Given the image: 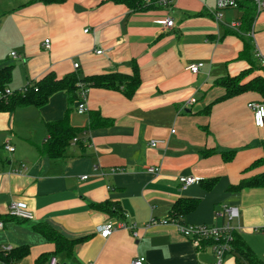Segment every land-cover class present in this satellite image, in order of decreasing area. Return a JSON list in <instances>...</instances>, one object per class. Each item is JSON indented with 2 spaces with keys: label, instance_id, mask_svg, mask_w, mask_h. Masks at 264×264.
Wrapping results in <instances>:
<instances>
[{
  "label": "crops",
  "instance_id": "obj_1",
  "mask_svg": "<svg viewBox=\"0 0 264 264\" xmlns=\"http://www.w3.org/2000/svg\"><path fill=\"white\" fill-rule=\"evenodd\" d=\"M30 1L0 0V69L13 66L9 89L77 70L83 76L132 75L137 68L142 82L132 98L122 90L90 89L87 114H79L78 99L71 104L64 92L40 109L0 113V136L7 137L0 144V250L28 247L27 255L15 260L18 264H50L54 257L60 264H131L138 258L144 264H214L213 241L196 246L173 225L160 224L180 199L199 200L180 217L186 224L221 227L224 219L217 214L235 206L240 210L235 228L245 240L257 234L243 225L264 224V189H228L264 172V167L246 171L264 156V128L255 126L248 107L263 99L248 92L214 104L226 92L217 81L250 68L241 58L247 37L243 8L225 11L217 23L216 0H174L169 7L139 12L110 0ZM255 1L242 0L256 7ZM256 11L251 31L255 51L264 59V10ZM166 19L174 20L172 28L162 24ZM233 23L237 29L230 28ZM12 53L20 58L12 59ZM255 59L264 67V60ZM192 63H203L199 73L186 71ZM261 74L256 71L247 80ZM212 104L206 115L203 111ZM68 110L71 125L85 131L66 147L62 159L42 157L47 123L63 119ZM92 113L112 125L88 130ZM153 140L166 143L153 148ZM6 141L14 153L5 151ZM228 151L237 152L229 163L222 157ZM150 167L160 172L152 174ZM182 176L217 182L212 189L200 182L183 190ZM12 201L26 202L35 219H10ZM106 202L118 204L123 218L91 207ZM152 220L158 223L148 227ZM122 222L134 226L137 236L128 229L108 238L99 234L100 227ZM39 223L79 241L71 258L57 256L54 244L31 229ZM226 260L237 264L234 255Z\"/></svg>",
  "mask_w": 264,
  "mask_h": 264
},
{
  "label": "trees",
  "instance_id": "obj_2",
  "mask_svg": "<svg viewBox=\"0 0 264 264\" xmlns=\"http://www.w3.org/2000/svg\"><path fill=\"white\" fill-rule=\"evenodd\" d=\"M65 0H31L30 3L42 4H60ZM116 4L125 5L134 12L145 11L156 6L146 5L144 0H110ZM240 9L244 10V20L242 32L247 34L244 38L245 50L241 58L248 61L250 68L242 72L237 77H225L217 81L218 85L225 89V95L214 104L221 103L233 99L242 94L253 92L261 96L264 102V67L256 63V51L254 39L250 37L253 23L257 17L255 6L247 5L240 2ZM254 54V55H253ZM255 59V61H254ZM261 71L262 74L247 80L254 72ZM13 73V66H7L0 69V93H4L9 88ZM140 72L135 68L132 75H124L119 73L90 75L83 76L77 70L75 73L67 75L63 78L57 77L54 73L46 75L41 81L33 84L28 83L21 90L13 91L10 96L0 98V113H13L17 109L26 107L43 108L49 104L51 98L57 93L64 92L68 95L69 103L73 104L77 99L80 101V94L82 90H90L93 88L122 90L128 98H132L141 85ZM209 105L203 112L206 115L211 113L213 105ZM70 111L66 112L63 119L47 123L48 139L45 144L39 147V152L42 157L58 160L62 159L65 154L66 147L73 139L84 132V129L74 128L70 123ZM112 121L102 117L99 113H92L90 115V124L88 130L97 128L109 127ZM210 153L206 152V155ZM237 152L228 151L223 152L222 157L225 162H232L235 159ZM264 167V156L254 161L250 167L246 169L255 170ZM208 182V183H207ZM217 182V179L210 181H201L202 184L208 185V189ZM245 189H264V172L252 176L250 178L242 179L237 185H231L228 189L230 192H242ZM198 199H180L172 211L171 217L175 219L182 217L197 207ZM91 207L97 210L113 213L114 215L123 214L120 206L116 203L91 204ZM10 219L25 222L8 216ZM4 222V221H3ZM31 229L41 234L48 242L54 244L55 254L57 256L64 255L65 258H71L73 249L78 240H69L60 232L53 229L47 223H39L31 226ZM231 252L230 255L236 257L237 264H264L255 255L254 251L248 245L242 234L237 231L232 232ZM28 247L20 249H12L9 255H0V259L5 262L15 261L17 258L27 255ZM42 261V259L40 260Z\"/></svg>",
  "mask_w": 264,
  "mask_h": 264
},
{
  "label": "built area",
  "instance_id": "obj_3",
  "mask_svg": "<svg viewBox=\"0 0 264 264\" xmlns=\"http://www.w3.org/2000/svg\"><path fill=\"white\" fill-rule=\"evenodd\" d=\"M242 0H216V6L217 11L215 14V19L217 23H221L223 18V13L227 10H236L240 7V2ZM174 0H144V3L146 5H152L156 7H169L172 5ZM256 7L258 11L264 10V0H256ZM162 24L167 28H172L174 26V20L173 19H166L162 22ZM230 28L237 29L238 24L233 23L230 25ZM86 33L89 32V30L85 31ZM250 37H254L253 32L249 35ZM45 48L50 49V40L45 41ZM98 54H102V51H98ZM11 57L14 59L20 58V56L17 53H12ZM256 57L260 58L262 60L263 57L260 53L256 51ZM75 69H78L80 67L79 64L74 65ZM203 67V63H192L189 64L186 67V71H189L193 74L199 73L201 68ZM89 90H82L80 94V101L77 107V112L79 114H87L89 112L87 107V98H88ZM13 94V90L6 89V91L2 94L0 93V98H3L5 96H10ZM195 101L191 100L188 104H193ZM249 109L253 112V120L254 124L258 128H264V102H256L252 101L248 104ZM172 133H175V130L172 131ZM78 139L75 138L74 142H77ZM166 141L164 140H153L150 144L151 147L156 148L160 145L165 144ZM4 149L8 153H14L15 147L10 144L9 141H6L4 144ZM152 174H158L160 172L159 167H150L148 170ZM86 178V177H84ZM180 183L183 190H186L192 185L198 184L201 182V179L197 177H188V176H182L180 177ZM8 216L20 220H26V221H33L35 219L34 212L30 209L28 204L23 201H12L8 207ZM219 218L224 219V224L221 227H209L205 225H189L186 224L181 219L174 217H169L167 219H164L160 222V224L169 226L173 225L176 230L182 234L184 237L190 239L192 243L196 246H200V243L204 240H211L213 241L212 250L215 258L214 264H225L226 259L231 252V240H232V232L237 231V228L233 227L232 223L237 221L240 218V210L238 207L235 206H225L223 210L217 214ZM264 220V215H263ZM158 222L156 220H152L150 224H148V227H151L153 225H156ZM4 223L0 221V230L3 228ZM118 229H128L131 230L134 233V236H137V233H135L134 226H129L125 222H122L118 225H114L112 223L102 226L99 228V234L103 238H108L114 231ZM260 231V230H257ZM261 232L264 233V228H262ZM12 251L11 247H3L0 250V255H9ZM145 259L144 258H138L135 261H133L131 264H144ZM0 264H18L16 261L11 262H5L0 259ZM50 264H60V261L57 257H54L51 259Z\"/></svg>",
  "mask_w": 264,
  "mask_h": 264
},
{
  "label": "rangeland",
  "instance_id": "obj_4",
  "mask_svg": "<svg viewBox=\"0 0 264 264\" xmlns=\"http://www.w3.org/2000/svg\"><path fill=\"white\" fill-rule=\"evenodd\" d=\"M11 60H8L7 62L10 63V62H12ZM2 64L3 63H0V67L2 66ZM9 87L13 89V85L12 84H11V86L9 85ZM6 138L7 137H5V136H0V144L1 145H2V143L4 142V140ZM257 190H260V189H257ZM232 225H233V227H238L239 226V222L235 221V222L232 223ZM243 227L245 229L247 228L248 229L247 231H249L251 229H254V228H256L255 231L256 230H260V231H258L257 234L249 233V235L251 237H247L246 240H247L248 244L250 245V247L252 248V250L254 251V253L257 256V258L260 261L264 262V233L262 234V232H261L262 228H264V224L262 223V225H259V226L252 225L251 227H245L243 225ZM229 259H231V258H229Z\"/></svg>",
  "mask_w": 264,
  "mask_h": 264
}]
</instances>
